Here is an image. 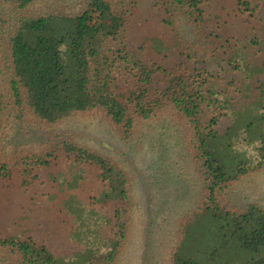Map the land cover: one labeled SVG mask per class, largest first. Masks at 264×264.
<instances>
[{
  "label": "rangeland",
  "instance_id": "1",
  "mask_svg": "<svg viewBox=\"0 0 264 264\" xmlns=\"http://www.w3.org/2000/svg\"><path fill=\"white\" fill-rule=\"evenodd\" d=\"M133 1L136 10L122 42L150 67L191 71L233 102L217 125L219 135L210 141V151L230 176L241 163L254 166L262 125L261 112L252 104L264 83V5L251 13L240 11L236 0H206L198 34L186 21L176 31L165 25L155 7L161 0H127L126 5L132 8ZM85 8L86 0H41L25 14L72 16ZM23 16L0 3V86L6 91L11 30ZM163 76L156 74V87H162ZM0 137L9 156L41 155L53 143L67 142L112 159L127 173L133 208L128 242L117 264H174L179 247L197 256L203 249L194 248L192 238L203 235L207 242L219 226L211 208L188 221L202 205L204 184L183 129L168 116L141 125L126 142L98 115L74 114L45 126L17 110L5 115ZM58 154L49 167L33 170L36 178L13 168L11 177L0 180V237L32 240L61 264H76L79 257L113 248L119 200H112L96 165L76 162L64 147ZM226 200L237 208H264V170L242 178ZM9 259L0 249V264Z\"/></svg>",
  "mask_w": 264,
  "mask_h": 264
},
{
  "label": "trees",
  "instance_id": "2",
  "mask_svg": "<svg viewBox=\"0 0 264 264\" xmlns=\"http://www.w3.org/2000/svg\"><path fill=\"white\" fill-rule=\"evenodd\" d=\"M38 1L0 0L25 15L11 30L8 44L6 63L11 80L8 91L0 86V132L10 111L27 112L45 126L74 114L98 115L129 142L141 125L168 116L183 129L204 184L202 205L188 221L200 219L211 208L212 219L219 223L207 242L203 235L192 238L194 248L203 249L197 256L179 247L173 255L174 264H264V209L258 205L237 208L226 200L228 191L242 178L264 168V83L257 88L252 104L254 111L261 112L257 161L254 166L241 163L230 176L209 144L218 137L217 125L233 102L211 90L208 80L200 75L185 69L150 67L130 52L121 38L131 23L136 1L129 8L127 0H86L85 10L76 15H26L27 8ZM205 2L161 0L155 7L170 29L176 31L182 20L200 34ZM236 2L240 11L251 13L264 5V0ZM159 71L164 74L162 87L155 85ZM62 147L76 162L96 165L112 200H119L113 248L104 254L79 257L76 264H117L128 242L133 202L130 178L112 159L67 142L53 143L41 155L9 156L0 137V180L11 177L13 168L36 178L33 170L49 167ZM0 249L9 255L6 264H61L52 252L32 240L0 237Z\"/></svg>",
  "mask_w": 264,
  "mask_h": 264
},
{
  "label": "crops",
  "instance_id": "3",
  "mask_svg": "<svg viewBox=\"0 0 264 264\" xmlns=\"http://www.w3.org/2000/svg\"><path fill=\"white\" fill-rule=\"evenodd\" d=\"M264 170V168L262 169V170H260L259 172H256V173H254V174H251V175H255V174H259L261 171H263ZM261 207V206H260ZM262 208V207H261ZM264 209V208H263Z\"/></svg>",
  "mask_w": 264,
  "mask_h": 264
}]
</instances>
